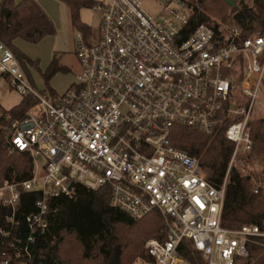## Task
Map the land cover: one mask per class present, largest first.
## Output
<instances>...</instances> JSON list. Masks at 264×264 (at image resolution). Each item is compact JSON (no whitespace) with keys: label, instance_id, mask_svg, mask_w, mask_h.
Wrapping results in <instances>:
<instances>
[{"label":"built area","instance_id":"built-area-1","mask_svg":"<svg viewBox=\"0 0 264 264\" xmlns=\"http://www.w3.org/2000/svg\"><path fill=\"white\" fill-rule=\"evenodd\" d=\"M88 1L100 14L98 32L76 37L80 73L62 96L36 91L0 41V86L34 102L23 117L0 106L4 149L31 162L26 179L0 177L5 223L12 229L21 215L28 228L25 241L2 250L0 264H29L30 245L50 225L48 201L72 198L76 185L107 188L110 206L134 221L160 214L165 237L146 241L149 259L135 264H188L185 242L205 264H245L250 246L264 253V220L220 225L231 166L252 150L247 129L264 80V34L247 36L234 19L198 22L199 0H154L155 13L143 0ZM175 126L222 133L233 144L221 186L172 146ZM25 193L38 196L35 212L18 215Z\"/></svg>","mask_w":264,"mask_h":264},{"label":"trees","instance_id":"trees-1","mask_svg":"<svg viewBox=\"0 0 264 264\" xmlns=\"http://www.w3.org/2000/svg\"><path fill=\"white\" fill-rule=\"evenodd\" d=\"M58 1L69 8L74 27L84 36L89 35L90 29L80 23L78 14L82 8H90L91 3L88 0ZM254 4L256 13L246 6L241 11H232L223 0H199V6L204 11L217 17H225L230 10V15L244 28L247 36L264 34V2L255 0ZM197 20L205 22V15ZM53 33V23L37 0H0V41L12 51L30 83L26 65H37L19 53L15 42L21 39L37 44ZM66 71L54 57L44 74L46 85L55 74ZM47 93L50 97L57 96L51 89ZM33 105L32 99L23 98L18 106L8 112L14 117H23ZM250 137L252 150L247 157L248 162L260 159L264 165V119L250 123ZM170 142L174 148L197 158L210 182L216 186L222 185L233 150V144L222 133L207 136L193 128L175 126L171 129ZM3 143L0 135V177L28 178L31 168L28 156L7 153ZM261 174L260 182L264 184V167ZM251 179V175L235 172L230 176L229 173L221 214L222 228L236 229L245 224H260L264 220V188L255 189ZM37 199L35 193H25L18 215L35 212ZM48 205L52 210L50 225L45 234L36 237L30 245L29 264H107L117 250L119 264H132L137 258L149 259L144 250L146 241H162L165 237L160 222L163 221L162 217L152 212L142 220L134 221L110 206L107 188L92 191L76 185L72 198L60 196L50 199ZM8 213L0 208V230L8 233L7 236L0 233V260L2 250L13 239L25 241L28 236L23 216L19 215V218L17 215L21 222L11 229L4 221ZM188 245V242L184 243L180 256L188 264H205L202 256ZM249 250L250 257L245 264H264V254L260 248L250 246Z\"/></svg>","mask_w":264,"mask_h":264},{"label":"rangeland","instance_id":"rangeland-1","mask_svg":"<svg viewBox=\"0 0 264 264\" xmlns=\"http://www.w3.org/2000/svg\"><path fill=\"white\" fill-rule=\"evenodd\" d=\"M254 1L255 0H235L237 10L241 11L246 6L248 9H252V11L256 13L257 11L255 9ZM37 2L43 12L53 23L54 33L45 37L37 44L27 43L20 39L15 42V45L20 54L37 65H29L28 63L26 65V72L31 80L33 88L39 93L45 95H47L48 90L51 89L58 96H62L71 86L77 83V77L80 73V64L75 54L77 44L76 37L78 35L83 36V33L72 24L69 8L65 4L59 2L58 0H37ZM143 4L149 13H155L158 10V5L154 0H143ZM198 13L201 15L204 14L206 21L215 25L220 24L226 26L227 23L233 21V17L230 15V10L223 18L214 16L209 12L204 11L200 6ZM78 15L80 23L90 29L91 35H96L99 28L100 14L91 8H82ZM84 39L86 40L88 38L84 37ZM54 57L57 58L60 66L65 68L67 71L55 74L46 85L44 74ZM22 99L23 98L14 90H8L5 84L0 86V106L6 111L18 106ZM238 103L243 107L247 105V102L242 97L238 99ZM260 119H264V80L262 81L259 89L258 100L256 101L251 113L250 123L253 120L255 121ZM241 120V117L238 116L234 117L233 120L229 119L228 122L233 123ZM250 123L247 131L251 140ZM249 154L241 156L234 162L231 166V170L229 171L230 176L235 174V172H240L244 175H251V181L253 182L254 188L262 189L264 188V184L260 182L259 177L262 176L261 171L264 165L260 159L248 162L247 157ZM203 171L207 177V172L205 170ZM158 215L160 216V214ZM160 222L164 231L163 221L160 220ZM262 254L264 253L262 252ZM138 259L139 258L135 259L132 264H135Z\"/></svg>","mask_w":264,"mask_h":264},{"label":"water","instance_id":"water-1","mask_svg":"<svg viewBox=\"0 0 264 264\" xmlns=\"http://www.w3.org/2000/svg\"><path fill=\"white\" fill-rule=\"evenodd\" d=\"M225 2V4L230 7V9L232 11H236L237 9V5L235 3V0H223ZM73 185L71 184L70 187H72ZM107 264H119V252L118 250L114 253L112 259L107 263Z\"/></svg>","mask_w":264,"mask_h":264}]
</instances>
